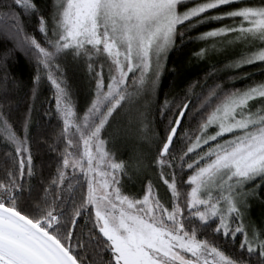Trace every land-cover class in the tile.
<instances>
[{"label":"snow or ice","instance_id":"obj_1","mask_svg":"<svg viewBox=\"0 0 264 264\" xmlns=\"http://www.w3.org/2000/svg\"><path fill=\"white\" fill-rule=\"evenodd\" d=\"M186 42H199L198 61L222 59L166 85L179 72L170 53ZM69 69L85 74L86 94ZM256 74L264 0H0V264H264V223L249 215L264 207ZM45 86L35 134L52 117L59 129L44 141L55 153L47 175L31 131ZM118 133L146 140L147 156L121 159Z\"/></svg>","mask_w":264,"mask_h":264},{"label":"trees","instance_id":"obj_2","mask_svg":"<svg viewBox=\"0 0 264 264\" xmlns=\"http://www.w3.org/2000/svg\"><path fill=\"white\" fill-rule=\"evenodd\" d=\"M200 31L205 30V28L201 27L199 29ZM196 31L194 30L190 35H195ZM198 44L199 42H193V43H187L186 45L176 51H173L170 53V61L168 63V69L171 70L174 67L179 69L178 73H174L172 75H169L168 73H165L166 80L162 79V82L166 85H171L174 80L179 81L181 79H192L195 80L198 77H202L204 74V71L210 66V64L214 60H221L222 57L220 56H213V60L209 61H198L195 58H192V52L198 50ZM18 65L17 68V76L21 77L25 81H27L29 76V68L27 67V60L23 56V54L20 55L19 59L17 61H14ZM259 67V65L256 66H246L244 71L248 72H256V69ZM70 74L73 75V79L75 81L74 87L81 93L86 94L88 89V80L85 74L78 69H69ZM255 79L260 80L264 79V77H261L259 74H256ZM249 83V81H237L236 86L237 87H243L245 84ZM167 87H165V91H167ZM23 95V94H22ZM51 95L50 92L47 91V86L41 89L40 96L38 100L35 101V106L37 111L33 113V128L31 129L33 140H34V159L39 165L45 175H47L51 170H54L55 165V153H52L48 150L47 144L44 143L45 139L47 140V143H52L55 139V133L59 130L56 125L57 121L55 117H52L50 120V123L48 125V128L43 136L37 137L36 136V125L41 120V117L43 116V110L45 107H47V98ZM163 97H161V100ZM32 99L30 96V93L28 96H24L21 100L20 104L13 105V119L16 118H22L26 111V105L32 103ZM45 120H49L48 117H44ZM196 121L192 122V127H195ZM15 126V125H14ZM157 131H160L159 128H157ZM37 143L39 144V147L37 148ZM0 163H2V145H0ZM39 179V177H37ZM255 207L257 210L250 213V217L253 221L256 222V224L259 226L261 223H264V207H262L258 202H255ZM259 209V210H258ZM231 251V249H228Z\"/></svg>","mask_w":264,"mask_h":264},{"label":"rangeland","instance_id":"obj_3","mask_svg":"<svg viewBox=\"0 0 264 264\" xmlns=\"http://www.w3.org/2000/svg\"><path fill=\"white\" fill-rule=\"evenodd\" d=\"M125 124L128 123L129 117H124ZM118 142H119V153L120 158L128 161L130 164L134 162L136 157L147 156L150 150V146L146 140L140 139L137 136L128 134H117ZM147 163V161H145ZM148 175L155 180L156 176L152 172L151 168L148 169ZM131 179L125 177L127 181V185L132 190H139L141 185L137 175L130 172ZM257 210L255 207V203L252 204L249 209V214ZM259 210V209H258Z\"/></svg>","mask_w":264,"mask_h":264}]
</instances>
